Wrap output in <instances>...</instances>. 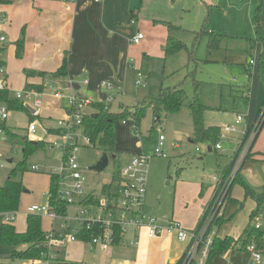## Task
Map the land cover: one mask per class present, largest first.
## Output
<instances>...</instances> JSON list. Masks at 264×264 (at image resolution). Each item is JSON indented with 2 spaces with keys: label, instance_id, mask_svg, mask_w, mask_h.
Segmentation results:
<instances>
[{
  "label": "rangeland",
  "instance_id": "rangeland-1",
  "mask_svg": "<svg viewBox=\"0 0 264 264\" xmlns=\"http://www.w3.org/2000/svg\"><path fill=\"white\" fill-rule=\"evenodd\" d=\"M255 4V0H131L130 9L134 13L131 17L133 24H130L131 18H129L130 13H128L126 20L122 23V27L126 32H128V29H134L135 31H142L145 35L146 44L131 46L133 48L131 62L134 63L136 69L146 75L147 86L141 89L133 87L136 72L132 69L126 75L122 92L107 90L100 86L94 95L84 94V96L86 95L92 102L104 103L111 112H119L124 108L131 109V107L140 104L142 98L137 101L134 100L133 96L135 94H144L145 92L147 96H156L160 88L159 78L161 80L162 47L166 40L163 22L170 21L188 31L199 32L204 27L207 31H220L232 37L227 42L219 44L218 48L213 49L209 53L206 49V37H202L196 47V61H188L185 50L181 51L172 61L178 70L177 74L168 79L166 78L165 84L173 85V82L177 83L183 77H186L188 71H193V78L202 82L200 86L202 102L213 108L206 110L203 114V121L206 126L218 125L221 127L230 125L233 123L237 113L243 117V120L239 125H236L237 130L235 132L225 135L220 142L221 150L216 152L208 151L206 144L190 141L194 134L190 113L187 108H181L179 111L167 116L163 115L159 120L148 111L141 120L138 131L135 132L132 129L133 121L130 118H126L124 120L125 123H122L121 120L117 121L114 127L116 134L115 157L112 158L109 155L108 165L100 172L90 170L89 167L99 160L102 152L97 147H85L82 137H80L83 136L82 129L77 127L74 129V134L79 135L80 146L75 149L73 154L85 178L84 188L86 192L99 195L101 187L109 182L112 177L117 176L118 170L123 167L130 154H136L139 151V153L152 155L158 137L163 135L165 138L164 155H152L148 162L147 187L143 199V210L145 213L159 218L168 217L172 214L182 224L184 223V226L187 225L186 228L190 230L195 228L203 212L201 208L210 200L211 189L215 188L216 192L219 189L218 183L214 182L215 184H213V177H220L219 179L224 181L227 175L221 177L222 170L232 160V155L243 142L245 134L248 135L246 142L252 140L254 136V125H246L249 120L247 101L240 97L233 104L231 95L240 96L237 90L242 91L245 84H247L246 66H244L246 63H243L242 60L244 59V54L239 52L243 51L245 38H248L254 32L251 19ZM150 25H153V28ZM19 35L21 36V32ZM183 39L187 47L192 45L193 35L191 33L185 34ZM11 45H14V43H9L6 40L5 47H7L3 50L4 54L2 53L4 62L6 65L8 63L9 66H11V61L8 52ZM226 47H230L228 49L230 51L228 52L229 58H226ZM10 48L12 49V47ZM230 57H234L233 60ZM239 58L240 60L237 61ZM12 59L19 61L14 56H12ZM249 60L247 61L248 63ZM5 74L7 87L11 91L15 92L23 89L24 85L20 71L14 70L13 74L5 66ZM257 79V75H255V80L257 81ZM48 81H52V78L47 77L45 82ZM53 81L56 82V79H53ZM106 82L113 84L109 80H106ZM232 85L240 89H231ZM114 86L117 87L116 85ZM184 87L188 93L192 92L193 86L190 76L184 82ZM57 89L63 94L70 91L69 88L59 86L58 81L54 83V87L45 90L40 97L42 102L38 109L39 115L37 118H32V121L37 125L33 139H29L30 136L27 132V126L31 119L25 110L10 111L7 120L8 123L14 125L10 127L12 135L6 134L4 140L0 138V162L4 164L0 168V185L4 183L9 170L22 160V145L19 143L21 142V137L25 136L29 141H41L43 143L42 147H39L26 161V171L21 177L25 192L23 191L20 196L17 219L15 218L14 222L16 227L20 226L19 223L24 218L25 206L38 203L45 204L47 202L49 174L61 163L63 149L60 147L49 148V140L60 133L57 129L58 120L55 121L53 127H46L48 119L58 118L57 114L50 110H54L58 106L59 101L61 102L60 110L63 112V116L66 115L62 108L66 103L65 98L56 99L53 97V92ZM75 92L78 93V91ZM257 92L258 100L261 101L263 95L260 82H258ZM219 108L221 112L218 111ZM92 111L93 109L90 106L84 108L85 114H89ZM7 120L4 123H7ZM217 140H219L218 137ZM175 144H178L179 147L174 148ZM247 146L245 145L238 155L235 169L238 168ZM260 149H264V129L257 138L252 151ZM255 153L252 155H255ZM259 153L262 156L258 155L256 158H262L263 160H246L239 170V175L257 189L264 184V152ZM8 160H12V162H8ZM31 166H36L38 170L32 171ZM200 182L204 184L201 196L199 195ZM242 191V187L239 184H234L230 195L233 198L242 200ZM253 207L251 201H246L241 209H238L234 204L224 205V217L230 218L220 227L218 236L233 233L235 223H244ZM72 210L75 211L73 206L70 207L69 214H72ZM235 210L237 211L236 214L231 217L230 214ZM196 213L198 215L193 219ZM184 217L188 219H184ZM1 222L2 218L0 217ZM51 225L52 220L45 215H41L42 228L49 230ZM52 227H54L52 230L62 229L63 223L57 220ZM63 248L60 247V249ZM10 251V247L0 244V264H18L23 262L11 261ZM65 251L68 258L74 261H77L85 252L81 245L75 243H67ZM59 255L52 257L51 260L53 261ZM226 258L223 259L222 256H216L210 264H244L248 254L232 252ZM36 262V264H46L42 260H36Z\"/></svg>",
  "mask_w": 264,
  "mask_h": 264
},
{
  "label": "crops",
  "instance_id": "crops-1",
  "mask_svg": "<svg viewBox=\"0 0 264 264\" xmlns=\"http://www.w3.org/2000/svg\"><path fill=\"white\" fill-rule=\"evenodd\" d=\"M130 3L131 0H101L100 2H94L92 0H11L9 3H0V17L6 20L5 23L1 25V30L5 34L6 40L9 43H14V45L10 46L12 49L9 47L8 52L11 66H9L8 63L7 65L5 63V66L8 67L10 73L14 74V70L20 71L23 79V85H25L26 82L35 84L40 83L41 79L39 77L26 78L24 75L25 70L51 73L61 65L62 59L66 57L67 76L65 79H58L54 83H57L58 81L59 86L69 89V86L74 83L77 89L73 90L78 91V93L76 92L78 95L87 97L86 95L84 96V94L94 95L96 90L101 86V82L109 80L118 87H115L113 89L114 91L116 90V92H122L127 73H129L132 69L135 72L139 71V69H136L134 63L131 62V56L133 55V48L131 46H139L143 43L146 44L147 42L142 31L128 29V32H126L122 27V23H124L126 20L127 14L130 13L129 18L134 15L133 11L130 9ZM132 20L133 19L131 18L130 24H133ZM261 25L264 30V0H262ZM150 26L153 28V25ZM20 32L23 33L22 36L19 35ZM137 32H141L143 34V38L138 44L130 43V39ZM227 35L230 38L232 37L229 34ZM21 37L23 39V54L21 58H18L19 61H15L12 59V56L16 58V44L19 39H21ZM252 37L253 34L248 36V38ZM230 38L223 39L220 44H222V42H227ZM229 48L230 47H226V58H229ZM247 48L248 43L245 38L242 48L243 51H240L239 53L244 54V59L242 60L243 63H246L244 66H246L247 84H245L242 91L237 90V93H239L240 96H231L233 104L240 97L245 99L244 101H247L249 106V120L247 121L246 125H252L257 112L262 106L263 101V97L261 101L258 100L257 92L259 76L256 62L260 52V45L256 44L255 48L251 51H248ZM162 55L163 62L160 74L163 68L170 75L169 77L177 74L178 70L175 63H172V61L168 63L164 62L163 47ZM233 58L234 57H230L231 60H233ZM248 58L250 60L253 58L255 63L250 65L247 62L249 60ZM239 60L240 58L237 61ZM247 69H249V75ZM255 75H257V81L255 80ZM47 77L49 76H46V78ZM169 77H167V79ZM144 80V88H146V75H144ZM159 81L161 83L160 78ZM179 82H181V80H179L177 83L173 82V85L178 84ZM232 88L240 89L235 85H232L231 89ZM143 97L155 96H147L145 95V92L144 94H135L133 96L134 100L136 101ZM60 105L61 102L59 101L58 106L54 110H50L55 112L58 118L48 119L49 121H46V127H53L56 120L65 118L66 115L63 116V112L60 110ZM62 108L64 109L65 113H67L66 103L64 107L62 106ZM218 111L221 112V109L219 108ZM237 115L240 114L237 113L235 115L233 123L230 125H234ZM13 126L14 125L8 123L7 120L6 128H8L9 132L11 133L12 131H10V127ZM263 129L264 125L261 131ZM175 147L178 148V144H175L174 148ZM254 152H264V149L256 150ZM137 153H139V151ZM133 154L135 153L129 155V158L126 160L124 165L129 161L131 155ZM213 184H215L214 181ZM201 185L204 186L203 182H200V189ZM251 185L253 186V184ZM212 193L213 189H211L210 200L212 198ZM233 199L241 201L237 198ZM206 205L202 208L200 207L202 211ZM28 206L29 205L25 206L24 212ZM69 211L70 206L67 209L68 213ZM222 211L225 214V209H222ZM198 213H196L193 219L197 217ZM249 214L244 223H235L233 233L231 232L229 234H225L224 236H231L234 238V240L239 239L245 227L247 226ZM148 215L154 217L156 221L163 226H167L173 220L179 221L181 223V221L175 218L172 214L168 217L164 216L160 218L151 214ZM25 218L26 212L24 218L21 219V222L19 223V227H16L13 223L15 229L18 232H23L25 230ZM184 219L188 218L184 217ZM55 221L57 220H54L52 225ZM52 225L50 229L54 228ZM186 226L184 227L186 228ZM43 231L47 232L48 230L43 229ZM216 234L218 236V230ZM224 236L218 237L223 238ZM133 240H135L136 243L133 245L129 244V242ZM71 243L79 244L84 249L85 252L76 261L83 264H177L185 248V244L177 241L172 233L163 231L160 236H157L154 239H149L143 229L136 233H128L121 239L120 242L110 246L107 250L91 247L90 245L80 241ZM237 243L239 242H235V246ZM235 246L229 247V249L226 250L222 255L218 256H222L223 259H227L226 257H228L232 252L246 253L242 249H238ZM63 247L62 253L64 259L74 261L68 258L65 251L66 245ZM247 261L248 258L244 264H246ZM36 263V261L32 263L23 261L18 264Z\"/></svg>",
  "mask_w": 264,
  "mask_h": 264
},
{
  "label": "trees",
  "instance_id": "trees-1",
  "mask_svg": "<svg viewBox=\"0 0 264 264\" xmlns=\"http://www.w3.org/2000/svg\"><path fill=\"white\" fill-rule=\"evenodd\" d=\"M11 0H0V3H9ZM255 8L253 12V16L251 19V24L253 27V37L246 38L248 43V51H251L255 48L256 44L260 45V52L257 58L256 67L259 76L260 88L263 94L262 106L264 105V30L261 25V13H262V0H255ZM166 28V40L163 46V54H164V62L168 63L173 61L181 51L186 52L188 61H196V47L200 42L202 37H206V49L209 53L211 50L218 48L220 42L223 39L230 38L227 34L214 31V30H206L202 27L199 32L198 31H188L187 29L181 27L180 25H176L170 22H163ZM191 33L193 35L192 45L187 47L183 36L185 34ZM23 33L21 32V36ZM23 54V39H19L16 44L15 56L16 58H21ZM248 75H249V69ZM24 75L26 78L30 77H39L41 79L40 83H25V89H33L39 92L45 91L44 86V78L46 76L51 77L52 79H65L67 76V60L66 57L62 59L61 65L51 73L45 72H37L31 70H25ZM170 75L163 68L161 72V83L159 92L155 97H144L141 99V103L129 108H124L119 112H111L108 110V106H106L102 102H91L89 105L93 111L89 114H85L82 118V132L83 135L89 139L91 147H97L100 149L102 153H106L109 155H114L115 150V124L117 121H124L126 118H130L133 121V131H138L139 124L141 120L146 116L149 112L152 113L153 116H158V119H161V116H167L168 114H173L179 111L181 108H187L190 113V118L193 127L194 137L191 139L193 143L206 144L207 147L210 146L211 150L216 152L215 143L218 141L217 137L221 132V128L218 125H208L206 126L203 121V114L206 110L213 109L210 106L205 105L200 98V86L202 82L197 81L193 78V71H188L186 77L181 80L178 84L174 85H166L165 80ZM190 76L192 80V92L188 93L186 88L184 87V82ZM0 104H5L7 108L12 110H25L26 108L22 105V103L15 99L12 96V93L9 89L0 90ZM261 108L257 112V115L252 123V126L256 125L255 128V137L250 146L249 151L246 153L243 163L246 160H263L262 158H256V156H262L259 152L255 153L252 151L254 144L257 140V137L264 125V113L261 115L260 120L258 121V117L261 113ZM32 122V117H29ZM258 121V122H257ZM6 123H0V127L3 128L8 135H12L9 132L8 128L5 126ZM154 128V127H153ZM250 128V127H249ZM7 129V130H6ZM247 134L243 138V143L240 144L238 150L234 152L232 155V160L226 165L223 170L221 177H225L234 168L236 158L241 150L246 138ZM217 140V141H216ZM19 143L22 145V160L17 162L7 174V177L3 184L0 185V216L3 214H17L19 210L20 204V196L24 191V187L22 184L21 177L23 173L26 171V161L29 156H31L39 147H42L43 143L41 141L33 144L29 141L25 136L20 138ZM87 147V146H85ZM255 155H252L254 154ZM240 165L234 171V176L230 182L229 190L227 195L225 196L224 205L234 204L238 209L243 208L244 203L246 201H251L254 205L253 209L249 214V218L252 219L258 212L264 211V184L259 188L253 187L250 183H248L244 178L239 175V170L242 166ZM57 180L56 175L53 173L49 174V190L48 194L50 197L48 198L49 205L52 206L53 210L58 213L64 215L67 212V205L62 204L55 198L56 192V183ZM119 180L116 177H112V179L105 183L101 187L100 195H106L109 201L112 200L113 197L117 196L119 187ZM234 184H239L243 190V197L241 201H237L230 197V192ZM204 186L201 185L199 195H202V190ZM216 189H213V193ZM212 193V196H213ZM87 202L96 205L97 198H90ZM211 205L210 202L206 205L201 213L199 220L197 222V226L201 224L203 221L208 208ZM225 209V208H224ZM223 209V210H224ZM236 209V210H238ZM234 211L230 214L233 217L237 211ZM230 218V217H229ZM229 218L224 217V212L217 216H215L210 222L207 233L209 234L212 230L217 232L222 225L226 223ZM26 228L23 232H18L15 229L13 223L1 222L0 223V244L3 246L10 247L11 253V261H27V262H35L36 260L45 261L46 264H83L81 262L70 261L64 259L62 254V249L60 247H52L50 250L46 246L45 235L46 232L43 231L41 226V216L38 214H26L25 218ZM254 229L251 225H247L241 234L239 240L237 242H244V237L246 235H251ZM95 229L91 227L90 229L82 228L78 235L79 241L84 243L89 241V238L94 234ZM121 241L120 237H116L115 243ZM235 244L234 238L231 236H224L220 238L217 234L213 235L211 245L208 249L207 257L204 260L203 264H210L214 257L218 255H222L226 250L231 247L232 244ZM53 254L55 256L59 255L57 258H54L52 261L48 255Z\"/></svg>",
  "mask_w": 264,
  "mask_h": 264
},
{
  "label": "built area",
  "instance_id": "built-area-1",
  "mask_svg": "<svg viewBox=\"0 0 264 264\" xmlns=\"http://www.w3.org/2000/svg\"><path fill=\"white\" fill-rule=\"evenodd\" d=\"M100 2L101 0H92ZM5 19L0 17V90L9 89L6 83L5 62L2 57L5 48L6 37L1 30V25L5 23ZM143 38L141 32H137L131 39L130 43L138 44ZM255 60L252 58L249 64L252 65ZM44 86L47 88L54 87V81L45 82ZM101 87L107 90H113L115 86L106 81L101 82ZM134 87L141 89L145 87L144 75L136 72ZM118 88V87H117ZM70 91L63 94L59 89L53 92V97L56 99L65 98L67 113L64 119H58L57 129L60 133L49 140V148H62L63 156L60 165L52 172L56 175V192L55 198L62 204L68 207L73 206L75 211L72 214L66 212L64 215L56 213L52 206L49 205L48 198L50 195L47 193V202L45 204H31L25 212L26 214L45 215L52 220H61L63 223L62 229L48 230L45 235L46 246L50 250L52 247H63L67 243L79 241L78 235L82 228L95 229L94 234L89 238V241L84 242L91 247H97L101 250H107L110 246L115 244L116 237L121 239L128 233H136L144 230L149 239H154L160 236L163 231L172 233L176 240L185 244L184 251L177 264H203L207 257L208 249L212 242V237L215 231L212 230L209 234L207 228L212 219L219 215L224 207L225 196L229 190L230 182L234 176L236 162L233 170L229 173L224 181L220 177H213V181L218 183V191L213 193L211 198V205L201 222V224L194 229H186L179 221L173 220L167 226L160 225L156 219L146 214L143 210V199L147 187V167L151 156H159L163 154L164 136L160 135L158 141L152 151V155L137 153L131 155L129 161L118 170L116 178L119 180V187L117 196L113 197L111 201L108 200L106 195H95L86 192L84 188L85 178L81 172L80 166L77 163L74 151L80 146L79 135L74 134V129L80 127L82 129V118L84 116V108L91 104V100L87 97L78 95L71 87ZM9 91L12 96L19 100L22 105H26L33 110L28 116L32 118L38 117V109L41 106V96L43 92L33 89L23 88L20 91ZM10 110L5 104H0V123L5 122L9 117ZM264 113V105L262 106L260 116ZM243 117L237 115L234 125H224L218 136L219 140L215 143V149L221 150V140L226 134L235 132L236 125L241 123ZM257 121V122H258ZM125 123V121H122ZM254 125L253 139L244 142L242 149L249 144L244 152V155L239 162L238 168L243 163L244 157L248 152L254 137L256 135ZM133 128V126H132ZM36 123L29 122L27 132L30 140L36 133ZM83 133V132H82ZM6 132L0 127V138L5 139ZM82 137L83 145L89 146L90 142L86 136ZM243 143V142H242ZM241 143V144H242ZM247 151V152H246ZM238 154V155H239ZM4 164L0 162V168ZM32 171H37L36 166H31ZM231 193V192H230ZM97 198V204L93 205L87 202L90 198ZM231 197V195H230ZM67 207V209H68ZM17 214H3L0 217L2 222L14 223ZM247 225H251L254 231L251 235L244 237V242H239L231 245L238 249H242L248 254V261L246 264H264V211L258 212L252 219L248 218ZM239 239H235L237 242ZM136 241H130L129 244L133 245ZM52 253L48 255L51 259L54 257Z\"/></svg>",
  "mask_w": 264,
  "mask_h": 264
},
{
  "label": "water",
  "instance_id": "water-1",
  "mask_svg": "<svg viewBox=\"0 0 264 264\" xmlns=\"http://www.w3.org/2000/svg\"><path fill=\"white\" fill-rule=\"evenodd\" d=\"M72 89H77V87H75L74 83L71 84ZM26 110H28L30 113H33V110L31 108H29L27 105L25 106ZM156 119H158V116H156ZM191 141V140H190ZM33 144L36 143V141H31ZM208 151L211 150V147L208 146L207 147ZM112 158L115 157V155H111ZM108 160H109V156L106 153H102L99 160L91 167H89L90 170H94L97 172L102 171L107 165H108ZM8 162H12V160H8ZM25 192V191H24Z\"/></svg>",
  "mask_w": 264,
  "mask_h": 264
}]
</instances>
